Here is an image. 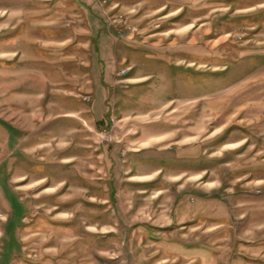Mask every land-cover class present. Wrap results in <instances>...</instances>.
<instances>
[{
	"label": "rangeland",
	"instance_id": "374dc122",
	"mask_svg": "<svg viewBox=\"0 0 264 264\" xmlns=\"http://www.w3.org/2000/svg\"><path fill=\"white\" fill-rule=\"evenodd\" d=\"M0 264H264V0H0Z\"/></svg>",
	"mask_w": 264,
	"mask_h": 264
}]
</instances>
